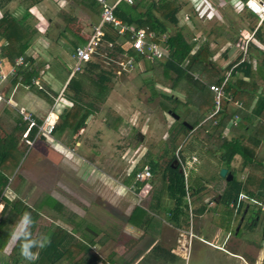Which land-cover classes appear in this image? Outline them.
Listing matches in <instances>:
<instances>
[{"label": "trees", "instance_id": "obj_1", "mask_svg": "<svg viewBox=\"0 0 264 264\" xmlns=\"http://www.w3.org/2000/svg\"><path fill=\"white\" fill-rule=\"evenodd\" d=\"M31 1L37 3L40 0ZM75 1L101 15L102 4L97 0ZM183 6L184 3L179 0H135L133 5L121 0L116 3L114 14L133 30L127 31L124 37H121L112 25L104 27L105 40L113 43L112 48L106 47L110 55L115 54L114 50L134 55L138 64H145L144 70L160 72L164 77L165 86L185 94V99H181L167 91L158 92L155 88V79L145 80L149 82L152 95L160 96V107L177 118L169 131L170 137L164 143L162 153L157 157H152L150 154L147 156V164L152 169L153 176L157 173L161 176V187L153 197L152 210L136 205L128 220L130 224L143 228L145 233L154 234L155 228L162 223L159 210L165 206V195L173 201L169 219L174 222L183 217L187 219V189L184 175L177 162L175 141L179 133L191 134L188 138L191 145L196 142L198 147L208 154L220 152V165L223 164L230 172L231 163L236 155L242 158L243 167L248 168L244 180H239L235 174L231 180H226V177L218 173V177L225 181V186L219 193L217 215L213 219L222 229L246 239V233L255 232L261 221H264V215L261 219L259 211L255 209V206H258L259 210L264 207V155L260 149L264 144V56L257 66L245 59L232 69L223 87L220 109L208 118V113L216 107L215 93L210 85H220L228 70L241 59V56L234 63L223 68L213 59L215 51L214 44L208 39L210 32L207 38L199 42L189 40L181 29L173 33L169 32L170 25H178V14ZM59 16L68 26L73 24V17L65 11H61ZM31 17V12L26 9L21 17L6 12L0 18V41H2L0 56L11 64H14L20 56L30 61L35 60V57L28 54V49L37 33ZM140 28L168 34L170 53L167 58L149 62L143 60L133 49L122 48V42L133 39V33ZM78 39L75 47L86 42L81 37ZM85 66L89 72H99V76L105 80H109L114 73L112 70L103 69L99 61L95 60L87 62ZM39 75L40 70L37 67L20 68L17 75L12 78V82L28 84ZM36 90L46 99L53 101L45 91L37 88ZM109 92L110 89L104 80H96L85 75L84 72L71 73L64 89V98L70 102V106L65 107L60 113L52 137L59 139L67 132L69 141H65L66 144H75L88 118L97 110L96 101H104ZM236 116L238 120L234 124L232 120ZM21 119L20 115L15 117L18 124L10 133L0 136V196L9 186L11 176L21 164L22 153L17 149V133H23L27 127V122ZM35 119L38 123L42 122L39 118ZM117 120L121 121V118ZM226 127L235 134L233 137L228 138L224 135ZM175 128L177 133L173 132ZM37 130V127L32 128L31 138L36 135ZM182 157L185 159V155ZM164 159L165 164L162 166L161 161ZM141 168L132 170L125 181L126 185L134 182L135 174ZM150 180L154 183L153 177ZM143 184L144 182H137L135 191L139 192ZM204 188L202 177L196 176L192 179L190 176L191 195L201 192ZM242 191L256 202L250 204L242 201L237 207L231 206L230 203L237 202ZM64 209L65 205L49 194L42 195L33 205L27 204L19 197L10 199L4 196V206L0 212V260L3 261L9 256L12 258L11 264H134L133 261H128L114 252L106 258L92 254L91 246L102 242L101 239H97L100 230L94 225H88L75 213L67 214ZM204 210L205 207H202L199 212L202 213ZM25 212H29L32 217V235L36 237L43 234L48 238V243L43 248L32 249L38 257L34 261L23 258L20 254L19 242H13L9 255H5L16 222ZM48 212L66 226L61 222H54L50 226L39 224L40 216ZM87 226L97 234L87 230ZM153 251L160 252L162 256H176L171 250L164 249L160 245H155Z\"/></svg>", "mask_w": 264, "mask_h": 264}, {"label": "rangeland", "instance_id": "obj_2", "mask_svg": "<svg viewBox=\"0 0 264 264\" xmlns=\"http://www.w3.org/2000/svg\"><path fill=\"white\" fill-rule=\"evenodd\" d=\"M179 1L184 3L178 14L179 23L177 26L170 25L169 32L173 33L175 30L181 29L189 40H194L197 37L198 42L207 38L206 36H209L210 32L208 39L214 44L215 51L213 59L220 65H228V63H234L240 56L241 44L239 42L242 32L248 30L253 37L248 44L246 57L253 62L254 66L261 62L264 56V21L250 15L231 0H207L208 3L204 0ZM210 5L213 8H210ZM196 6L203 9V17H200L195 11ZM209 11L214 13L210 19L207 15ZM60 13L61 11L55 10L48 15L61 21L63 18L59 16ZM56 20L50 24L51 32L55 30L59 22ZM37 22V19L33 21L35 25ZM44 22L46 24L47 20ZM54 54H56L55 59H58L52 63L50 72L65 87L72 73L71 66L74 64L73 59L69 58L72 57V52L60 51ZM34 59L31 61V65L38 69L43 68L47 61L39 54ZM98 61L103 69L114 72L109 80L100 77L97 71L85 70L84 74L104 80L110 92L104 101H96L97 110L87 121L85 129L81 130L82 134L76 138L75 144L71 141L69 142L71 144H66L65 141H69L67 132L57 139L58 142L52 140L51 137L39 134L31 144L26 141L25 131L17 133V149L22 153V160L11 176L9 186L0 196V212L4 206V196L10 199L19 197L27 204L33 205L42 195L49 194L65 205L64 210L67 214L75 213L88 225H94L100 230L97 239H101L102 242L91 246L92 254L106 258L114 252L135 263V255L145 251L148 255L143 260H139V264H171L172 261L162 257L157 259L152 252L149 253L153 239L148 238L145 233L141 235L128 220L136 205L152 210L153 197L161 187L160 174L157 173L153 176L154 183L152 182V188L146 196L142 195V192L135 191L134 182L131 185L125 184L134 168H141L147 163V154L157 157L162 153L163 145L170 137L169 131L175 118L160 107V96H153L149 82L145 81L153 78L157 91H166L164 90L166 87L163 83L164 77L160 72L147 71L144 70V67L142 69L137 67L131 73L119 74L117 73L118 65L114 61L100 59ZM6 88L9 89L2 83L0 91L3 92ZM172 91L169 90L168 93ZM112 92L113 97H117L118 104L109 105L108 97ZM173 92L185 99V95L183 96L181 91ZM48 95L51 100H53L52 96H56L52 92ZM22 110L24 109L18 108L14 117L0 110L1 137L10 133L18 124L15 117L20 115L21 121H24ZM27 113L32 115L30 112ZM119 117L121 121L117 120ZM107 127L112 129L109 128L108 131ZM141 131L145 132L143 139L140 136ZM173 132L177 133V128ZM190 136L191 134L184 133H179L176 136L177 149L175 152L177 153L179 148V155L196 152L199 160L201 159L195 165V169L191 170L192 179L198 176L196 169L198 171L203 168L204 170L205 168L210 169V173L214 169V172H218L219 158L215 162L218 164L217 167L210 160L206 161L205 157L209 158L213 154L203 152L196 142L191 145L188 140ZM260 149L264 155V144ZM164 161L165 159L161 161L162 166L165 164ZM245 168L242 163L234 168L240 179L246 177L248 171ZM201 177L205 187H210V191L205 193L199 202L193 204V207L197 208L201 205H209L207 199L217 197L225 186L224 180L214 179L209 173H204ZM146 190H148V186ZM255 209L259 211L262 219L264 207L259 210V207L255 206ZM193 221L195 233H199V229H202L203 233L207 230L208 225L213 223V212H210L202 221H198L195 217ZM54 222L60 223L61 221L56 219L51 212L41 215L38 220L39 224L47 226ZM63 225L66 226V224ZM262 227H264V221H261L255 232L246 233V239L257 242L246 244L242 242V244L240 241H235V245L233 244L235 249L240 250L253 264L264 263L262 254L264 251V241L262 242L264 229ZM210 228L208 227V229ZM233 235L236 236L235 233ZM166 236L175 239L171 232H167ZM13 242L11 240L7 246L5 255H9ZM175 247L177 248V242L174 244ZM225 255L224 252L215 250L212 246L195 238L189 257L179 259L172 264H234L239 262L236 258L227 259ZM11 263L12 258L9 256L3 261L0 260V264Z\"/></svg>", "mask_w": 264, "mask_h": 264}, {"label": "crops", "instance_id": "obj_3", "mask_svg": "<svg viewBox=\"0 0 264 264\" xmlns=\"http://www.w3.org/2000/svg\"><path fill=\"white\" fill-rule=\"evenodd\" d=\"M109 2L112 4H116L119 2V0H109ZM26 9H29V11L32 14V17H31L32 22L35 21V19L38 20L37 24L36 25L34 24V26H36L35 28L37 29L36 37H34V43L31 44V46L28 49V54L33 56V57H36L39 54L40 56L42 55L43 57H45L47 59L44 67L39 69L40 75L38 77L40 78L41 82L45 86V89L47 91L46 93L51 94V92H52L56 96L60 92H63V94H64V89H65L66 85L64 87V84L61 83L50 72L51 68H52V63H54V61L58 59V58L55 59L56 54H54V53H57L60 51H71V52H73V50L75 48V42L79 40L78 37L85 39L87 42L91 33H92L94 25H96L100 21V15L96 14L90 8L86 7L85 5L80 4L74 0H40L37 3H32L31 0H1V2H0V18L6 12H10L17 17H21L25 13ZM55 10L56 11L57 10L65 11L66 13L71 15L73 17V24H71L72 26H70V27L67 26V24L64 23L65 21L63 19H61V21L59 19L56 20V17H52L51 15H48V14H51V12L55 11ZM45 20H47L46 24L44 22ZM54 20H56V21L59 20L58 24H60L61 26L57 24L55 30L53 32H51L50 31V29H51L50 24ZM194 40H197V37H195ZM1 44H2V41H0V45ZM69 58L72 59L71 56ZM3 63H4V66H3L4 70L7 71L10 63L5 59H3ZM73 65L71 66V69H72ZM228 65H229V63H228ZM32 66L33 65H31V67ZM226 66L227 65H221V67H223V68ZM137 67H139V69H142V67H144V69H145V64L139 63L137 65ZM85 70H86V68H85ZM13 77H10V79L3 82L5 87L6 86L9 87V89L6 88V90H4L3 92L1 91L5 100L0 102V110H2L4 113L14 117L15 111H17L18 108H23L25 111L30 112L34 118H39L41 121H43L45 116L47 115V113L53 108L54 99L52 102H49L36 89H33V88L27 89L20 83L14 84L12 82ZM95 79L99 80V81L102 80L100 78H95ZM34 88H36V87H34ZM50 90H51V92H50ZM164 90L169 92V90H172V89L166 86V87H164ZM173 91H176V90H173ZM173 91L170 93L179 97V95L174 93ZM180 93H183V92H180ZM182 95L184 96L185 94L183 93ZM53 97L54 96H52V98ZM179 98H181V97H179ZM108 100L110 102V103L107 102V103H109V105L110 104H116V103L118 104L117 97H113V92L108 97ZM168 113L170 114V112H168ZM210 113H211V111L208 113V117H209ZM91 116L88 118L87 121L90 120ZM86 124H87V122H86ZM0 126H1V124H0ZM107 128H108V131H109V128L112 129L111 127H107ZM1 129L2 128L0 127V130ZM144 133H142V131L140 133V136H142V139L144 137ZM81 134H82V131H80L79 135H81ZM224 135L227 136L228 138H231L235 134L233 132H231V130L228 127H226V129L224 131ZM51 138H52V140L58 142L57 138H54V137H51ZM193 155H196V152L185 153V158L191 157ZM146 156H148V154ZM219 156H220V152L213 154L212 156H209V158L205 157V160L206 161L210 160V162L214 163V165L217 167L218 164L215 162L217 161L218 158L220 159ZM240 163H242V158L239 155H236L234 160L231 163V172L229 171V169L227 167L223 166V164H222V165H219L220 167H218V172H214V169H213L212 172L210 173L209 172L210 169L205 168V170H204V168H203V169H201L202 171L201 170L198 171L196 169V174H198V176L201 177V176H203L204 173H209V175L212 176L214 179L218 178L220 180H223L220 177H218V173L220 172L221 168L225 167L228 169V172L232 174V176H234V174H235V176L239 180H244L245 179L244 177H243V179H240L237 176V172H235V169H234ZM216 169H215V171H216ZM245 170L248 171V168L246 167ZM216 174H217V176H216ZM190 176L192 177L191 173H190ZM150 183H151V180L147 183H144L143 186L141 187L139 193L142 192L141 194L146 196L152 188V183L151 184ZM147 186H148V190H146ZM144 189H145V192L143 193ZM209 191H210V187L206 186L201 192L195 194L196 199L194 200L193 204L196 202H199L200 198H203L205 196V193H208ZM242 192L246 193L245 191H242ZM217 199H219V195L217 197L207 199V201L209 202V205H207V206L201 205V207H198V208L194 206L193 207L194 217L197 218L198 221H202L203 218L207 217L210 212H213V219H214V217L217 215V211H216ZM244 202L254 204V202H251V201H244ZM164 204H165V206L159 210V214L162 217V223L159 225V227L155 228L156 232L154 234L145 233L144 229L141 227L134 226V225H133V227H135L138 230V232L141 233V235H143L145 233L148 236V238L150 237L153 239V244H152L151 248L149 249V253L152 252V254H154L155 258H157V259L162 257V258L168 259V261H172V263H174L179 259H184L181 255L175 254L172 251V249H174V244L177 242L180 230L181 229H188V227H189L190 212L188 210L187 219H185L183 217L179 221L174 222V221L169 219L170 218L169 211L173 208V201L167 195L164 196ZM202 207H205V210H204V212L201 213V212H199V209H201ZM210 226H211V228H210ZM208 227L210 229H208ZM208 227H207V230L205 229L206 231L203 232L204 234L201 232L202 229H199V233L196 232V235H197L196 239H199V240L203 241L205 244L212 246L215 250H219L221 252H224L226 254L225 256H227V259L236 258L237 260H239L238 263L235 262L234 264H253L248 259V257L245 256L240 250H236L235 247L233 246V244L235 245V243H234L235 241H240V243L243 242L245 244L248 242H257V241L246 240V239H243V238H240L237 236L234 237V235L231 232H229L225 229H222L214 221L212 224H209ZM167 232L173 233V235L175 236V239L173 237L167 238V236H166ZM232 238H234V239H232ZM263 241H264V239L262 240V242ZM155 245H160L164 249L171 250V252L174 253L176 256L175 257H172L170 255L162 256V254H160V252L152 251L153 247ZM262 254L264 255V251L262 252ZM147 255H148V253H146L145 251L138 252L135 255L136 262L134 264L140 263L139 260H143L144 258H146ZM256 263H258V262H256Z\"/></svg>", "mask_w": 264, "mask_h": 264}, {"label": "built area", "instance_id": "obj_4", "mask_svg": "<svg viewBox=\"0 0 264 264\" xmlns=\"http://www.w3.org/2000/svg\"><path fill=\"white\" fill-rule=\"evenodd\" d=\"M99 3L102 4V12L100 15V21L94 25L92 33L87 42L83 44L77 45L73 52H72V59L74 60V65L72 67V74L75 72H84L85 65L89 61H97L98 59H106L114 61L118 65L117 73H131L134 71L138 65L136 58L134 55H128L126 53H119L118 51L114 50L113 55H110L106 50V47H113L112 42H108L105 40V25H112L121 37H124L125 33L129 30H133L132 27L123 23L120 19H118L114 14V9L116 4H112L109 0H97ZM121 1V0H119ZM126 3L133 5L135 0H123ZM232 3L241 7V9H245L248 13L255 16L260 21H264V0H231ZM204 2L208 3L207 0ZM210 8H213L210 5ZM201 7L196 6L195 11L199 14L200 17L204 16L202 13ZM210 18L214 16V13L209 11L207 14ZM188 18V17H187ZM133 39L125 40L122 42V48L125 50L133 49L139 56L143 58V60H147L149 62H154L158 60H163L169 56L170 47L168 45V34L165 33H158L153 30H146L144 28H140L135 30L133 33ZM253 35L248 31L245 30L242 32V37L239 42L241 44L240 56L241 59L233 64L231 68L228 70L226 77L224 78L223 82L219 84H212L210 88L214 91L216 97V107L213 110L209 117H212L215 113H217L220 109V100L223 96V87L227 80L231 75L232 69L245 59H247V47L252 39ZM4 63L3 59L0 57V86L10 77L17 75L18 70L21 69H30L31 68V61L25 59L24 56H20L15 60L14 64L9 65L7 71L4 70ZM24 87L30 89L32 87H36L41 89L45 92V86L41 82L39 77L33 78L32 81L28 84H24ZM53 108L47 113L44 120L41 123H38L36 119L27 113L26 111L22 110L23 120L27 122V127L25 129V137L28 144L32 143L35 138L42 134L46 137H52L54 132L55 126L59 119L60 113L63 109L67 106H70V102H68L64 98L63 92H60L57 96L53 97ZM5 98L0 91V102L4 101ZM241 105V103H238ZM238 117L232 122L234 124L237 123ZM33 127H37L36 135L31 138V130ZM177 151V162L180 165V169L184 175L185 179V186L187 189L186 194V202L188 204V210L190 212V223L188 229H181L179 232V236L177 239V248L175 247L172 251L175 254L181 255L184 259L189 257L191 246L193 243L194 238L197 237L194 231V215H193V202L196 199V195H191L189 192V180H190V173L192 169H195V165L199 163V158L197 155H193L188 158H183L182 155H179ZM153 177L152 169L148 164L143 165L141 169L137 171L134 178V183L137 182H144L147 183ZM242 201H251L256 202L254 199L250 198L246 193H240L237 199V202L232 201L230 203L231 206H239L240 202Z\"/></svg>", "mask_w": 264, "mask_h": 264}, {"label": "clouds", "instance_id": "obj_5", "mask_svg": "<svg viewBox=\"0 0 264 264\" xmlns=\"http://www.w3.org/2000/svg\"><path fill=\"white\" fill-rule=\"evenodd\" d=\"M32 224L31 214L25 212L16 222L11 234L12 241L20 243V254L29 261H34L38 258L37 254L32 251L33 248H43L48 243V238L45 235L40 234L36 237L32 235Z\"/></svg>", "mask_w": 264, "mask_h": 264}, {"label": "water", "instance_id": "obj_6", "mask_svg": "<svg viewBox=\"0 0 264 264\" xmlns=\"http://www.w3.org/2000/svg\"><path fill=\"white\" fill-rule=\"evenodd\" d=\"M175 118H177V116H175ZM220 175H221L222 177H226L227 180H231V179L233 178L232 174L229 173V172H228V169L225 168V167L221 168V170H220ZM87 230H89L90 232L96 234L95 231H93L92 229H90V228H88V227H87Z\"/></svg>", "mask_w": 264, "mask_h": 264}]
</instances>
